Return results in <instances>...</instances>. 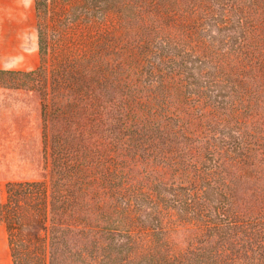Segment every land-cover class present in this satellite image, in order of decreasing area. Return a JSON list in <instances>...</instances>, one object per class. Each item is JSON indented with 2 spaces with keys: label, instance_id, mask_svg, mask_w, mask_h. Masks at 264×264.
I'll return each mask as SVG.
<instances>
[{
  "label": "trees",
  "instance_id": "trees-1",
  "mask_svg": "<svg viewBox=\"0 0 264 264\" xmlns=\"http://www.w3.org/2000/svg\"><path fill=\"white\" fill-rule=\"evenodd\" d=\"M42 174L5 183L13 264H264V0H33Z\"/></svg>",
  "mask_w": 264,
  "mask_h": 264
},
{
  "label": "rangeland",
  "instance_id": "rangeland-1",
  "mask_svg": "<svg viewBox=\"0 0 264 264\" xmlns=\"http://www.w3.org/2000/svg\"><path fill=\"white\" fill-rule=\"evenodd\" d=\"M38 62L33 0H0V68L28 70ZM8 79L0 84V201L7 181L40 178L44 161L41 89ZM4 234L0 228V264L12 263Z\"/></svg>",
  "mask_w": 264,
  "mask_h": 264
},
{
  "label": "crops",
  "instance_id": "crops-1",
  "mask_svg": "<svg viewBox=\"0 0 264 264\" xmlns=\"http://www.w3.org/2000/svg\"><path fill=\"white\" fill-rule=\"evenodd\" d=\"M0 228L4 230V228L2 227V225H0ZM4 239L6 240V236H5V234H4ZM8 250H9V248H8ZM11 262H12V259H11ZM5 264H13V262H12V263H8V262H7V263H5Z\"/></svg>",
  "mask_w": 264,
  "mask_h": 264
}]
</instances>
